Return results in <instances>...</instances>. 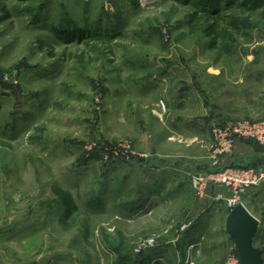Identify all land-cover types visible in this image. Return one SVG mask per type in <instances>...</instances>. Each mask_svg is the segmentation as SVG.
<instances>
[{
	"label": "rangeland",
	"instance_id": "obj_1",
	"mask_svg": "<svg viewBox=\"0 0 264 264\" xmlns=\"http://www.w3.org/2000/svg\"><path fill=\"white\" fill-rule=\"evenodd\" d=\"M243 1L0 0V264H224L229 209L192 179L224 169L213 125L264 118V0Z\"/></svg>",
	"mask_w": 264,
	"mask_h": 264
},
{
	"label": "built area",
	"instance_id": "obj_2",
	"mask_svg": "<svg viewBox=\"0 0 264 264\" xmlns=\"http://www.w3.org/2000/svg\"><path fill=\"white\" fill-rule=\"evenodd\" d=\"M140 1L146 2L148 0ZM210 132L213 137L211 158L214 160V164L217 163L221 155L232 150L237 140H249L264 146V118L254 122L238 120L213 125ZM263 178L264 175L258 174L255 169L232 166L207 174L195 175L192 179V185L202 198L207 196V190L211 185L219 187L221 190L214 193L212 199L223 202L230 210L240 203V195L245 189L256 186ZM224 189L228 191L227 195L224 194ZM256 219L258 220L256 234L260 236L259 246L262 250L264 263V212L261 217ZM152 242L153 239L144 241L137 250L151 246ZM224 264H239V257L235 249L226 255Z\"/></svg>",
	"mask_w": 264,
	"mask_h": 264
},
{
	"label": "crops",
	"instance_id": "obj_3",
	"mask_svg": "<svg viewBox=\"0 0 264 264\" xmlns=\"http://www.w3.org/2000/svg\"><path fill=\"white\" fill-rule=\"evenodd\" d=\"M221 123L224 124V122ZM208 144L209 143L207 142V144L204 143L202 146L205 153L206 150H208ZM200 163H202L201 169L210 168L205 158L200 162L198 161L197 164ZM197 164L195 165L197 166ZM191 165L192 163L190 166ZM219 166L220 168L232 166L248 167L257 170L264 175V147L259 146L253 141L237 140L232 150L229 153L221 156ZM179 173L182 174V172ZM224 193H228V191L224 189ZM255 195L257 197H255ZM259 196L264 197V181L259 186H253L245 189L240 195L241 204L256 218L261 217L264 212L262 204L258 202ZM209 198V200L214 202L211 197ZM254 245H260V236L258 234H256L254 237Z\"/></svg>",
	"mask_w": 264,
	"mask_h": 264
},
{
	"label": "water",
	"instance_id": "obj_4",
	"mask_svg": "<svg viewBox=\"0 0 264 264\" xmlns=\"http://www.w3.org/2000/svg\"><path fill=\"white\" fill-rule=\"evenodd\" d=\"M257 229L258 220L241 203L227 212L224 230L235 245L239 264H264L262 250L254 245Z\"/></svg>",
	"mask_w": 264,
	"mask_h": 264
},
{
	"label": "trees",
	"instance_id": "obj_5",
	"mask_svg": "<svg viewBox=\"0 0 264 264\" xmlns=\"http://www.w3.org/2000/svg\"><path fill=\"white\" fill-rule=\"evenodd\" d=\"M254 2L255 1H253V0H244L241 3V6L244 8H247L248 6H250V4H252ZM201 12L203 13V15L206 18H208L209 20L212 19V21H213L209 27H207L203 30L205 35L212 38V39L221 38V39L225 40L226 36H227L226 30L220 28L222 23L225 22V17L223 15H221L219 13V11L218 12L210 11L209 8L208 9H202ZM197 15H198V12L192 14L191 23H193L197 20L196 19ZM54 192H55V195L58 198H60L61 204L63 206L64 211H63V215L60 219V224L63 226L66 223V221L70 218L72 213L75 211L76 206L74 205V200L68 191L58 189V190H55ZM64 228H67V227L64 226ZM154 264H161V263L158 261V262H155Z\"/></svg>",
	"mask_w": 264,
	"mask_h": 264
}]
</instances>
